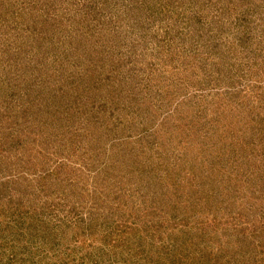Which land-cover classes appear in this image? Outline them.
<instances>
[{
  "label": "rangeland",
  "instance_id": "rangeland-1",
  "mask_svg": "<svg viewBox=\"0 0 264 264\" xmlns=\"http://www.w3.org/2000/svg\"><path fill=\"white\" fill-rule=\"evenodd\" d=\"M0 264H264V0H0Z\"/></svg>",
  "mask_w": 264,
  "mask_h": 264
},
{
  "label": "trees",
  "instance_id": "trees-1",
  "mask_svg": "<svg viewBox=\"0 0 264 264\" xmlns=\"http://www.w3.org/2000/svg\"><path fill=\"white\" fill-rule=\"evenodd\" d=\"M145 257H146V255H145Z\"/></svg>",
  "mask_w": 264,
  "mask_h": 264
}]
</instances>
